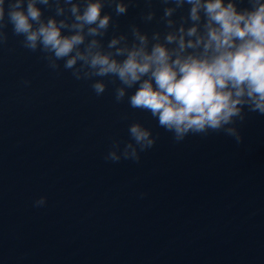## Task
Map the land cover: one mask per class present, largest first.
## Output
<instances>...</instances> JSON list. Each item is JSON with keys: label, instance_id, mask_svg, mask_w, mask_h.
Segmentation results:
<instances>
[{"label": "water", "instance_id": "1", "mask_svg": "<svg viewBox=\"0 0 264 264\" xmlns=\"http://www.w3.org/2000/svg\"><path fill=\"white\" fill-rule=\"evenodd\" d=\"M152 6L162 14L158 0ZM144 8L137 0L115 18L120 31L156 28L141 21ZM6 31L0 264H264V116H247L239 145L223 133L177 144L149 113L116 103L111 83L97 96L91 81L73 79L63 62L53 72ZM137 121L155 146L139 163L106 161ZM40 197L47 202L35 207Z\"/></svg>", "mask_w": 264, "mask_h": 264}, {"label": "clouds", "instance_id": "2", "mask_svg": "<svg viewBox=\"0 0 264 264\" xmlns=\"http://www.w3.org/2000/svg\"><path fill=\"white\" fill-rule=\"evenodd\" d=\"M136 2L0 0V47L11 25L22 47L39 52L50 70L58 72L63 62L73 79L91 81L97 96L111 83L116 103L149 113L174 143L210 133L242 143L247 116H264V0H247L246 7L242 0H158L159 16L153 0H143L141 21L157 27L132 23L120 31L115 18ZM44 9L54 15L45 17ZM128 135L123 147L113 143L106 161L139 163L158 139L138 121ZM46 202L40 197L34 206Z\"/></svg>", "mask_w": 264, "mask_h": 264}]
</instances>
